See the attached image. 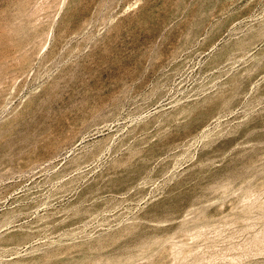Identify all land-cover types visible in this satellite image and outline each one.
<instances>
[{
  "label": "rangeland",
  "instance_id": "1",
  "mask_svg": "<svg viewBox=\"0 0 264 264\" xmlns=\"http://www.w3.org/2000/svg\"><path fill=\"white\" fill-rule=\"evenodd\" d=\"M21 1L0 264H264V0Z\"/></svg>",
  "mask_w": 264,
  "mask_h": 264
},
{
  "label": "bare ground",
  "instance_id": "2",
  "mask_svg": "<svg viewBox=\"0 0 264 264\" xmlns=\"http://www.w3.org/2000/svg\"><path fill=\"white\" fill-rule=\"evenodd\" d=\"M23 1V0H22ZM21 1V2H22ZM35 1V0H34ZM86 1V0H85ZM84 1V2H85ZM88 1V0H87ZM179 1V0H178ZM202 1V0H201ZM25 2V1H24ZM29 4H32V3H30V1H27ZM26 2V3H27ZM36 2V1H35ZM75 2V1H74ZM74 2H73V4H74ZM83 2V1H82ZM81 2V3H82ZM183 2H184V0H183ZM17 3V2H16ZM23 3V2H22ZM21 3V4H22ZM203 2H201V4H202ZM20 4V3H19ZM20 4V5H21ZM25 4V3H24ZM24 4H23V6H24ZM28 4V5H29ZM34 4V3H33ZM39 4H41V3H39ZM84 3H82V5H83ZM89 4H90V2H89ZM20 5H18V6H20ZM27 4H26V6L25 7H27L28 6ZM38 4H36L34 7V9H36V8H38L37 10H39V7L38 6H40V5H38ZM72 5V4H71ZM76 5H77V2H76ZM87 5V4H86ZM91 5V4H90ZM182 5V4H181ZM203 5V4H202ZM15 6V8H16V5H14ZM17 6V7H18ZM22 6V5H21ZM22 6V7H23ZM45 6V4H43V7ZM78 6V5H77ZM76 6V7H77ZM83 6H85V5H83ZM174 6V5H173ZM178 6V5H177ZM199 6V5H198ZM22 7L20 8L21 10H22ZM25 7H23V8H25ZM29 7V6H28ZM27 7V8H28ZM43 7H41V8H43ZM46 7V6H45ZM45 7H44V9L43 10H47L48 8L46 7V9H45ZM86 7V6H85ZM203 7V6H202ZM31 8H33V7H31ZM181 8V7H180ZM179 8V9H180ZM17 9V8H16ZM25 10H27L26 11V13H28V9H25ZM42 10V9H41ZM178 10V9H177ZM13 11V10H12ZM18 12L20 11L19 9L17 10ZM32 11H33V9H32ZM40 11V10H39ZM38 11V12H39ZM16 12V11H15ZM25 12V11H24ZM35 12V11H34ZM33 12V14L31 15V13H29V15H27L26 13V15H24L22 12V15H24V16H22L23 18H25V20L24 19H21L20 17L19 18H15V19H12V21H10V23L7 25V27L5 28L4 27V29H5V31H4V40H5V42H4V49H2L3 51H1V56H0V73H9V74H11V75H15V73L18 71V70H21V69H23L24 68V66H27L28 64H30V62H31V58L29 57V53H28V47L32 44V43H34V41L39 37V36H42V34H39V32H38V21H39V15H40V13H39V15H35V13ZM37 12V11H36ZM41 12V11H40ZM13 13V12H12ZM20 12L18 13L19 15L21 14ZM38 14V13H37ZM197 14H198V12H197ZM12 15V14H11ZM18 15V16H19ZM16 15H14V17H15ZM13 17V16H12ZM40 18H42L41 16H40ZM175 18H176V16H175ZM189 18H191V17H189ZM193 19H194V17H192ZM11 19V18H10ZM21 19V21L23 20V23H21L19 20ZM19 22H18V21ZM201 20V19H200ZM199 22V21H198ZM166 25V24H165ZM200 25V24H199ZM201 25H202V23H201ZM164 26V25H163ZM189 26V25H188ZM194 26V25H193ZM196 26V25H195ZM195 26L193 27V28H195ZM198 26V25H197ZM191 28V27H190ZM188 30V29H187ZM192 30V29H191ZM194 31V30H193ZM192 31V32H193ZM189 32H191L190 30H189ZM63 33H64V31H63ZM194 33V32H193ZM32 34L34 35L35 34V38L33 39V37H32ZM48 34V33H47ZM65 34V33H64ZM189 35V34H188ZM187 35V36H188ZM41 38V37H40ZM187 38V37H186ZM33 40V41H32ZM182 46V45H181ZM176 47V46H175ZM179 47V46H178ZM178 51H179V49H178ZM173 54V53H172ZM177 54V53H176ZM47 60H49V59H47ZM57 84V83H56ZM59 85V84H58ZM30 107V106H29ZM3 132V131H2ZM2 137H4V136H2ZM1 137V138H2ZM9 137V136H8ZM7 138V137H6ZM8 140V139H7ZM14 151V150H13ZM8 154V153H7ZM8 156V155H7ZM32 161V160H31ZM239 207V206H238ZM242 208V207H241ZM240 208V209H241ZM235 209H237V207L235 208ZM234 209V211H236ZM242 211L244 210V208L243 209H241ZM240 210V211H241ZM238 211H239V209H238ZM144 246V245H143ZM145 247V246H144ZM118 262H120V261H118ZM122 262V261H121ZM120 262V263H121ZM125 262V261H124ZM123 262V263H124ZM127 263V262H126ZM122 264V263H121Z\"/></svg>",
  "mask_w": 264,
  "mask_h": 264
}]
</instances>
